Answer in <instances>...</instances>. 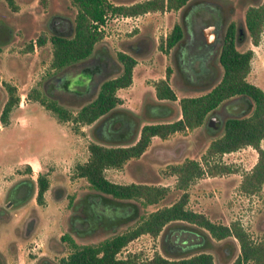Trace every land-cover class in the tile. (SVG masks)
<instances>
[{
  "label": "rangeland",
  "instance_id": "obj_1",
  "mask_svg": "<svg viewBox=\"0 0 264 264\" xmlns=\"http://www.w3.org/2000/svg\"><path fill=\"white\" fill-rule=\"evenodd\" d=\"M111 1L130 3L136 0ZM260 1L189 0L176 10L148 11L127 18L108 15L102 27V43L95 53L56 71L50 67L49 42L35 45L32 50L25 51V48L31 38L42 31L50 33L58 24L56 19L74 14L70 0H15L16 10L6 0H0V111L7 97L5 82L14 84L20 95L19 105L10 113L9 123L0 122V206L8 204V198L14 201L9 215L0 216V264H60V258L70 250L68 243L61 239L63 233L69 232L77 242H91L134 223L129 221L115 227L103 225L85 232L84 227L91 224L86 205L92 190L84 177L76 175L75 165L88 157L87 145L94 140L92 126L95 122L60 121L35 98V94L39 93L46 100L55 98L67 105L76 99H90L104 78L117 73L120 66L115 56L119 50L136 58L132 83L117 90L122 98L120 106L139 113L146 97L155 98L154 82L165 78L168 69V81L178 99L202 93L214 81L212 73L219 72L218 52L227 24L231 20H243L245 9ZM176 22L184 28L177 50L175 46L168 48L165 43ZM211 24L216 25L211 28ZM202 29L213 36L215 43L201 64L198 57L193 58V65L187 68V82H183L178 72L179 62L184 65L185 52L191 56V32L199 35ZM194 41L197 52L199 40L195 37ZM238 47L241 50L252 48L247 80L264 89V38L261 35L258 44H253L246 37ZM67 107L76 112L74 107ZM245 108V102L229 99L209 114L206 127L176 131L166 138L154 136L139 157L128 159L121 167L105 169V175L120 183L166 185L170 193L164 203H169L181 194L170 166L190 158L206 166L202 155L211 137L221 131L225 118ZM261 145L264 146V138ZM256 159L257 150L250 145L211 157L209 164H223L230 171L216 174L206 171L192 181L188 187V207L218 222L238 221L252 239L258 240L264 233V182L255 193H245L240 188L243 174ZM38 172L46 174L49 182L42 203L36 201ZM29 178L33 179L32 189L20 195L17 185ZM56 186L54 193L52 188ZM33 214L37 223L34 219L36 227L29 233L26 221ZM162 234L163 231L157 236L143 233L123 247L118 256L135 253L146 258L155 251L164 254ZM214 241L216 247L208 251L215 264H223L222 260L230 262L239 253L235 238Z\"/></svg>",
  "mask_w": 264,
  "mask_h": 264
},
{
  "label": "trees",
  "instance_id": "obj_2",
  "mask_svg": "<svg viewBox=\"0 0 264 264\" xmlns=\"http://www.w3.org/2000/svg\"><path fill=\"white\" fill-rule=\"evenodd\" d=\"M6 1L12 9L18 8L15 0ZM188 1L136 0L115 3L111 0H70L75 8L74 14L61 16L62 19L50 33L42 31L31 38L25 51L49 42L50 67L56 71L62 70L95 53L102 43V26L108 15L176 10ZM263 28L264 0H261L245 9L243 20H231L227 24L218 52L219 72L212 73L214 81L206 91L178 99L169 84L168 69L165 78L154 82L155 98L146 97L139 113L120 106L122 98L117 90L132 83L136 64L135 56L123 50L116 52L115 60L120 66L117 73L104 78L93 97L85 101L76 99L68 104L76 109L75 113L67 104L55 98L46 100L39 93L35 94V98L60 121L95 122L92 126L94 140L87 145L88 157L75 165L76 175L84 177L92 190L87 196L86 205L91 224L84 227L85 232L97 230L103 225L115 227L134 221L124 230L114 231L91 242H77L69 232L63 233L61 239L68 243L70 250L60 258V264H215L212 253L208 251L216 247L214 240L231 238L237 239L239 253L230 262L222 260L223 264H245L249 261L264 264V233L254 240L238 221L229 224L218 222L187 205L188 187L192 181L206 171L211 174L230 171L226 165L216 162L209 164L211 157L247 145L257 150V159L243 174L240 188L245 193H255L264 182V147L260 145L264 138V89L247 80L252 48L241 50L238 47L246 37L253 44H258ZM183 35V25L174 23L165 38L167 47L175 46L177 50ZM184 54V65L180 62L178 65L183 82L187 79V68L193 65L191 62L194 58L193 52L189 57L188 53ZM4 84L7 97L0 111V122L7 125L10 113L19 105L20 95L14 84ZM232 98L245 102V111L223 120L221 131L211 137L202 155L206 166L194 158L170 166L177 177L176 187L181 189V194L173 201L164 203L170 193L166 185L120 183L105 175V169L121 167L128 159L139 157L154 136L166 138L176 131L201 125L206 127L209 114ZM29 180L33 181L32 178ZM35 181L36 201L42 203L49 185L48 178L46 174L38 172ZM161 231L164 254L155 251L146 258L135 253L118 256L120 250L139 235L148 233L157 236Z\"/></svg>",
  "mask_w": 264,
  "mask_h": 264
},
{
  "label": "flooded vegetation",
  "instance_id": "obj_3",
  "mask_svg": "<svg viewBox=\"0 0 264 264\" xmlns=\"http://www.w3.org/2000/svg\"><path fill=\"white\" fill-rule=\"evenodd\" d=\"M60 19H62L60 17ZM60 19H56V22H59ZM214 25L216 24H211L209 25V27H214ZM192 34V41L190 42V52L194 53V58L198 57V60H200V64L202 61H204V59H206L207 55L210 53L212 46L215 43V40H213V36H209L204 29H202L200 31V34H196L195 31L191 32ZM195 37H197V39L199 40V44L196 47L197 52H195L194 50V39ZM217 40V38H216ZM196 45V44H195ZM33 185H32V180H23L22 182H20L17 185L16 190H18L20 195H24V193H26L27 191H30L32 189ZM58 186L53 187L52 188V192L56 193V189ZM11 190H9L10 192ZM9 203L8 204H3L0 206V216L4 215V216H8L9 215V209L11 208V206L13 205L14 201L11 200L10 198H8ZM35 219V220H34ZM37 223V217L35 214L31 215L27 221H26V226H29V233L33 232V230L35 229L36 225L35 222Z\"/></svg>",
  "mask_w": 264,
  "mask_h": 264
},
{
  "label": "crops",
  "instance_id": "obj_4",
  "mask_svg": "<svg viewBox=\"0 0 264 264\" xmlns=\"http://www.w3.org/2000/svg\"><path fill=\"white\" fill-rule=\"evenodd\" d=\"M263 32H264V31H262V33H261L262 38H264V36H263ZM262 140H263V138H262ZM262 140L260 141V145L262 144ZM261 146H262V145H261ZM262 147H264V146H262Z\"/></svg>",
  "mask_w": 264,
  "mask_h": 264
},
{
  "label": "built area",
  "instance_id": "obj_5",
  "mask_svg": "<svg viewBox=\"0 0 264 264\" xmlns=\"http://www.w3.org/2000/svg\"><path fill=\"white\" fill-rule=\"evenodd\" d=\"M122 17H131L132 15H121ZM103 27V26H102Z\"/></svg>",
  "mask_w": 264,
  "mask_h": 264
}]
</instances>
